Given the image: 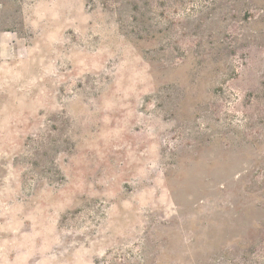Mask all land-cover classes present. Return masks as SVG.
<instances>
[{
    "label": "rangeland",
    "instance_id": "rangeland-1",
    "mask_svg": "<svg viewBox=\"0 0 264 264\" xmlns=\"http://www.w3.org/2000/svg\"><path fill=\"white\" fill-rule=\"evenodd\" d=\"M0 264H264V0H0Z\"/></svg>",
    "mask_w": 264,
    "mask_h": 264
}]
</instances>
